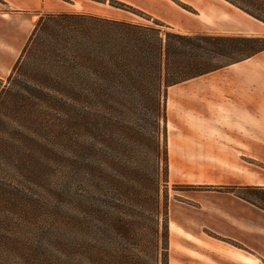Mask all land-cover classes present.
Instances as JSON below:
<instances>
[{"label":"trees","instance_id":"trees-1","mask_svg":"<svg viewBox=\"0 0 264 264\" xmlns=\"http://www.w3.org/2000/svg\"><path fill=\"white\" fill-rule=\"evenodd\" d=\"M225 1L264 23V0ZM140 17L148 23L86 13L37 21L11 74L0 78V227L29 201L24 180L42 181L61 162L77 182H98L107 193L109 227H122L124 237L139 229L143 243L122 249L114 264H169L161 194L169 176L168 90L263 52L264 37L184 34ZM60 121L77 132L74 143L68 129L57 136L58 145L70 144L68 155L48 147ZM227 190L264 210L253 195L263 188Z\"/></svg>","mask_w":264,"mask_h":264},{"label":"rangeland","instance_id":"rangeland-1","mask_svg":"<svg viewBox=\"0 0 264 264\" xmlns=\"http://www.w3.org/2000/svg\"><path fill=\"white\" fill-rule=\"evenodd\" d=\"M61 2L66 8L61 13L95 14L148 23L140 17L144 14L184 34L234 36L241 32L245 20H252L225 0ZM222 6L238 13V20L228 18L229 12ZM9 75L2 78L7 79ZM199 82V79H194L168 90L169 176L167 182L162 184L161 194L166 193L168 198L169 264L174 263L173 249L177 247L181 250L179 244L175 246V243H171V239L180 241L184 238L180 236L183 232L178 227H192L201 231V225L207 223L206 215L211 214L202 209V205L212 208V204L221 197L233 194L227 190L234 186L228 182L231 179V169L227 166L229 161L222 158L231 152L228 149L218 150L222 149L220 142L229 137L217 135L220 128L230 127V112L218 103L211 106L213 111L210 115L204 117L199 114ZM67 123L59 122L58 133L51 134L48 147L55 151L59 148L61 153L65 151L68 155L67 146L70 144L61 141V145H58L60 129H68L70 143H74L78 137L75 128L70 125L73 123ZM63 166L64 169L61 162L49 165L43 173L44 179L37 183L30 178L24 180L30 189L29 201L22 211L11 214L7 227H0V264H114L117 263L114 257L122 249L143 243L136 227L130 228L129 237L123 236L122 227H109L106 221L111 217V212L108 213L111 200L107 198V193L101 192L98 182L80 184L72 169ZM254 169L264 173V164L255 160ZM246 193L245 190L238 191V194ZM253 195L255 202L264 207V202L259 201V197L264 198V192L254 191ZM122 201V204L131 206L125 199ZM171 224L175 229L171 228ZM171 231L174 234L171 235ZM84 247H88L89 253L82 257L80 249Z\"/></svg>","mask_w":264,"mask_h":264},{"label":"crops","instance_id":"crops-1","mask_svg":"<svg viewBox=\"0 0 264 264\" xmlns=\"http://www.w3.org/2000/svg\"><path fill=\"white\" fill-rule=\"evenodd\" d=\"M0 4L2 78L11 73L39 18L64 12L66 8L61 0H0ZM222 7L229 12L228 18L238 20V13ZM241 12L253 21L245 20L241 32L234 36L264 37V23ZM196 79L200 81L197 87L199 114L210 115L211 106L218 103L230 112V127L220 128L217 134L229 137L220 142L222 149L218 148L231 152L222 156L229 161L227 166L231 169L228 182L240 189H264V173L254 169L255 160L264 164V51ZM202 209L211 214L206 215L207 223L201 225V231L178 227L184 238L171 239V243L181 247L172 251L173 264H264L263 209L235 194L221 197L212 208L202 205Z\"/></svg>","mask_w":264,"mask_h":264},{"label":"bare ground","instance_id":"bare-ground-1","mask_svg":"<svg viewBox=\"0 0 264 264\" xmlns=\"http://www.w3.org/2000/svg\"><path fill=\"white\" fill-rule=\"evenodd\" d=\"M171 228H172V229H173V228L175 229L174 225L171 224Z\"/></svg>","mask_w":264,"mask_h":264}]
</instances>
